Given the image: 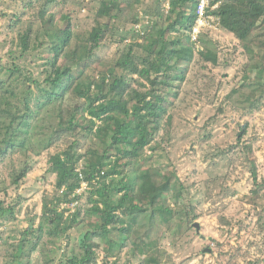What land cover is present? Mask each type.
I'll use <instances>...</instances> for the list:
<instances>
[{
    "label": "rangeland",
    "instance_id": "374dc122",
    "mask_svg": "<svg viewBox=\"0 0 264 264\" xmlns=\"http://www.w3.org/2000/svg\"><path fill=\"white\" fill-rule=\"evenodd\" d=\"M166 1L164 15L170 9ZM44 2L0 0V72L3 79L9 78L5 68L11 66L13 57L21 55V35L30 28L31 32H42L45 27L55 28L57 32L66 15L82 38L89 36L99 23L109 25L107 35L94 51L93 69L100 70L97 78L108 71L107 82L112 83L115 77L124 76L142 92L152 87L145 78L122 70L116 62L131 45H134L137 57H148L143 35H158V28L162 25V18L157 15L152 0L139 8V23L132 22V16L127 17L128 10L119 13L115 20L98 16L101 0H56L46 5ZM43 7L48 21L46 25L38 18ZM156 23L159 24L157 27ZM203 39L207 48L217 54L218 63L206 62L195 53L192 62L176 69V72L185 70L186 80L179 89V99L173 104L164 103L167 116L172 115L171 123L167 125L164 121L151 144L157 145L156 150L147 147L141 164L150 169L156 185L163 183L166 175L177 189L182 187L179 202L174 200L172 193L166 195L163 202L176 213L188 209L191 219L175 218L166 222L157 212L155 222L151 225L148 220L145 227H138L123 249L115 246L109 250L107 242L94 239L96 262L91 264H142V255L135 249V244L144 239L153 244L152 253L157 255L161 264H264V87L261 90L258 82L259 70L264 68V27H260L247 43L221 26L206 30ZM248 43L250 51L245 48ZM183 44L186 45V41ZM86 45L89 42L76 38L72 48L81 50ZM203 46L201 43L196 50ZM46 61L34 57L31 52L27 59L18 58L16 63L28 67L38 79H43L49 67L44 64ZM110 69H116L114 76L109 75ZM79 70L77 68L75 72ZM93 72L89 70L90 74ZM84 78L91 80L88 76ZM18 86L22 88V85ZM253 92L263 96L251 105L246 97ZM71 99L76 100L66 102L64 106L61 104V108L57 107V114L55 104L46 107L42 116L44 123L39 128L44 132L46 127L55 128L62 107L66 115L75 103L79 105L85 101L76 96ZM254 106L255 110L250 111ZM88 117L87 114L79 116L78 120L84 123ZM246 123L249 124L248 132L240 144L238 133ZM155 125L151 123L153 128ZM76 131L75 137L69 138V135L57 140L52 148L41 151L40 155H27L25 160L29 161L32 170L19 184L13 182L11 174L25 155H17L12 160L0 159V202L4 209L13 211H10L12 214H0V264H13L17 262L16 258L19 264H72L74 257L83 255L81 241L91 228V221H98L99 217L86 213L97 198L92 193L95 186L88 187L87 182H81L71 195H79L78 201L60 202L58 206L59 212L67 206L70 208L65 212L64 226L69 224L71 214L78 210L81 223L66 233L58 232L57 236L49 234L51 226L45 223L42 236L37 240L46 207L58 205L57 175L50 171L49 164L51 155L66 149L69 145L67 139L82 141L78 154L94 146L93 140L82 137L89 136L90 129L77 127ZM246 145L251 147L248 152L245 151ZM84 159L78 161V173L86 165ZM253 166L258 181L263 183L259 187L260 199L253 197L256 189ZM134 167L130 165L128 173ZM129 175L135 176V172ZM111 180L109 178L106 183ZM131 186L135 187L134 184ZM116 195L117 201L122 192ZM188 222L189 226L186 225ZM195 223L199 224V231ZM29 227L32 230L25 235ZM23 238L22 250L18 252ZM119 238V231L114 230L111 240L119 241Z\"/></svg>",
    "mask_w": 264,
    "mask_h": 264
},
{
    "label": "trees",
    "instance_id": "16d2710c",
    "mask_svg": "<svg viewBox=\"0 0 264 264\" xmlns=\"http://www.w3.org/2000/svg\"><path fill=\"white\" fill-rule=\"evenodd\" d=\"M37 1H45L46 5L56 0ZM147 1L101 0L97 15L115 20L119 13L128 10L127 17L132 16V22L139 23L138 10ZM165 1L152 0L157 15L162 18V25L158 28V35H143L147 42L144 48L149 53L148 57H137L134 45H131L116 61L122 70L139 75L149 82L152 87L144 92L133 87L124 76L115 77L112 83L107 82L108 71L102 73V77H96L100 70L93 69L94 51L107 35L108 24L99 23L89 36L82 38L72 28L66 15L61 19L57 32L55 28L46 27L42 32H31V28L26 30L20 37L21 55L13 57L11 66L5 68L9 78L3 79L0 72V159L12 160L17 155H25L23 162L20 161L21 165H15L11 174L15 184H19L32 170L29 161L25 160L27 155H40L41 151L52 148L57 140L69 135V138L75 137L78 133L77 127L91 130L89 136L82 137L93 140V148L78 154L82 141L67 139V148L51 155L49 164L50 171L57 175L58 205L46 207L44 221L38 227L37 240H40L45 223L51 226L49 234L56 236L58 232L66 233L72 226L81 223V218L78 220V210L77 213L71 214L69 224L64 226L65 212L70 208L67 206L59 212L58 206L60 202L70 204L79 199V195H71L73 196L75 190L81 186V182H87L88 187L95 186L92 193L97 195V198L86 213L99 216V222L91 221L89 224L91 228L85 233L80 244L84 253L79 258L74 257L72 264L96 262L93 251L95 243H92L94 239L107 242L109 250L115 246L121 249L127 247L133 232L140 226L145 227L148 220H151L152 225L157 218V212L160 213L161 220L166 222L175 218L191 219L188 209L176 213L174 208L165 205L164 197L171 193L174 200L179 202L182 187L177 189L176 184L166 175L163 176V183L156 185L150 169L141 165L144 161L143 151L147 147L156 150L157 145H151L156 134L162 124L164 126L165 120L167 125L171 123L172 115L167 116L168 109L164 103L169 101L173 104L179 99V89L186 80L185 70L176 72V69L181 64L192 62L195 53L204 61L213 64L218 63V56L207 48L203 39L206 30L213 27L204 28L197 39L193 38L201 0H167L170 9L164 15L162 12ZM210 3L212 6H218L215 9L207 8L206 15L215 16L214 23L217 26L233 33L243 43H247L260 27H264V0H210ZM46 16V9L43 7L38 12V18L45 25L48 23ZM158 25L156 23L155 27ZM76 38L89 42V45L81 50L72 48ZM184 41L186 45L183 44ZM201 43H204L202 49L196 50ZM245 48L250 51V43L246 44ZM31 52L34 57L47 60L44 64L49 67L43 79H38L28 67L16 63L18 58L27 59ZM77 68L80 69L78 73L75 72ZM90 69L95 72L90 74ZM115 71L116 69H110L109 75L111 73L114 76ZM259 71L258 82L263 90L264 68ZM87 76L91 78L90 81L84 78ZM18 85H22V88ZM72 96L83 98L85 101L79 105L75 103L66 115L62 107V113L58 111L59 120L55 128L46 127V132L40 129V124L44 123L43 110L55 104L57 114V107L61 108V104L64 106L66 102L76 100L71 99ZM262 96V93L259 95L258 92H253L246 98L254 105ZM32 103L35 105L32 106ZM253 110L255 106L250 108V111ZM86 114L89 115L88 119L81 123L78 117H84ZM151 123L156 124L154 128ZM248 126L246 123L238 133L240 144L248 132ZM250 148L246 145L245 151L248 152ZM83 158L86 165L78 173V161ZM130 165L136 166L131 170L135 172V176L130 177V170L128 173ZM252 172L256 186L253 197L260 199L259 187L263 183L258 181L255 166L252 167ZM109 178L112 180L106 183ZM99 184L100 187L97 188L96 185ZM120 192L122 195L116 201V194ZM1 205L2 202L0 214H12V209H4ZM186 225L189 226V222ZM31 230L29 227L25 235ZM114 230L119 231V241L111 240ZM21 241L18 252H21L25 239ZM152 246L146 239L140 244H135V249L142 255V264H161L157 255L152 253ZM15 261L17 262L13 264H19L17 258Z\"/></svg>",
    "mask_w": 264,
    "mask_h": 264
},
{
    "label": "built area",
    "instance_id": "2783aa9c",
    "mask_svg": "<svg viewBox=\"0 0 264 264\" xmlns=\"http://www.w3.org/2000/svg\"><path fill=\"white\" fill-rule=\"evenodd\" d=\"M218 5L212 6L210 0H201V3L198 7V22L193 30V38L197 39L202 30L206 27H217V24L214 23L216 17L213 15H206L207 8L215 9ZM85 181H83L84 183Z\"/></svg>",
    "mask_w": 264,
    "mask_h": 264
},
{
    "label": "water",
    "instance_id": "95a60500",
    "mask_svg": "<svg viewBox=\"0 0 264 264\" xmlns=\"http://www.w3.org/2000/svg\"><path fill=\"white\" fill-rule=\"evenodd\" d=\"M195 227L197 228V230L199 231V224L195 223Z\"/></svg>",
    "mask_w": 264,
    "mask_h": 264
}]
</instances>
